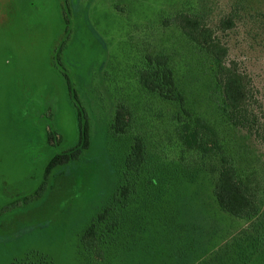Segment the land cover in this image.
<instances>
[{"label":"rangeland","instance_id":"1","mask_svg":"<svg viewBox=\"0 0 264 264\" xmlns=\"http://www.w3.org/2000/svg\"><path fill=\"white\" fill-rule=\"evenodd\" d=\"M181 9L214 21L239 13L224 35L229 57L264 99V0H0V264H205L238 239L246 221L219 207L207 173L179 167L199 159L181 152L179 105L138 79L147 54L167 55L186 107L215 125L241 178L264 197V143L228 123L215 61L167 22ZM68 81L88 113L91 144L47 173L78 140ZM119 101L134 114L121 136L110 127ZM136 135L152 175L140 178L110 254L96 259L82 235L116 191ZM254 260L264 264L263 250Z\"/></svg>","mask_w":264,"mask_h":264},{"label":"trees","instance_id":"2","mask_svg":"<svg viewBox=\"0 0 264 264\" xmlns=\"http://www.w3.org/2000/svg\"><path fill=\"white\" fill-rule=\"evenodd\" d=\"M239 18L235 10L214 21L204 12L181 9L172 13L167 22L179 27L187 39L215 61V84L221 93L222 110L228 123L246 130L264 143V99L260 97L251 75L237 61L230 59V47L224 38ZM138 79L142 90L176 103L181 109L175 115L181 152L198 155L199 159H180L179 167L192 166L206 172L211 178L212 192L219 207L246 221L235 234L238 242L235 240L232 246L228 245L224 254L215 251L205 264H255L254 257L262 250L264 253V197L258 199L253 188L241 178L226 155L215 125L186 107L185 95L167 55L147 54L144 65L138 70ZM68 84L78 116V140L51 158L47 173L57 165L78 159L91 144L88 113L69 81ZM115 107L110 127L113 133L121 136L132 128L134 114L124 101H119ZM49 139L54 140L52 135ZM147 156L145 138L134 136L124 156L123 178L82 235L81 242L91 257L104 260L115 246L114 239L118 238L120 227L125 223V212L135 203L140 178L147 179L152 175ZM164 164L158 161V172H165Z\"/></svg>","mask_w":264,"mask_h":264}]
</instances>
